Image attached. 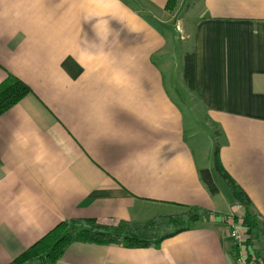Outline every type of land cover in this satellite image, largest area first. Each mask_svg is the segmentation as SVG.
<instances>
[{
  "label": "crops",
  "instance_id": "crops-1",
  "mask_svg": "<svg viewBox=\"0 0 264 264\" xmlns=\"http://www.w3.org/2000/svg\"><path fill=\"white\" fill-rule=\"evenodd\" d=\"M167 2L0 0V84L31 91L0 116V264L61 221L182 206L207 218L158 248L73 243L56 264H234L221 217L244 209L216 147L258 218L247 251L264 258V0Z\"/></svg>",
  "mask_w": 264,
  "mask_h": 264
},
{
  "label": "trees",
  "instance_id": "trees-1",
  "mask_svg": "<svg viewBox=\"0 0 264 264\" xmlns=\"http://www.w3.org/2000/svg\"><path fill=\"white\" fill-rule=\"evenodd\" d=\"M178 1L168 0L166 9L172 12ZM193 67V53L184 54L183 78L189 88H193ZM30 92L26 84L8 75L0 84V116ZM213 160L216 171L227 184L233 199L244 209L241 225L246 233L245 248L247 250L258 228L257 215L251 210L252 204L247 194L221 166L217 147L213 153ZM199 177L210 195L218 193L209 170H199ZM182 207L178 213L156 215L145 221H102L91 218L61 221L9 264H56L73 243L120 245L132 249L158 248L162 241L195 229L207 218V212L201 207ZM250 256L253 255L250 254ZM260 258L264 260L263 257Z\"/></svg>",
  "mask_w": 264,
  "mask_h": 264
},
{
  "label": "built area",
  "instance_id": "built-area-1",
  "mask_svg": "<svg viewBox=\"0 0 264 264\" xmlns=\"http://www.w3.org/2000/svg\"><path fill=\"white\" fill-rule=\"evenodd\" d=\"M221 222L227 229L228 237L231 241L233 263L234 264H264V260L258 256H250L245 248V229L237 224L235 214H228L221 217Z\"/></svg>",
  "mask_w": 264,
  "mask_h": 264
},
{
  "label": "rangeland",
  "instance_id": "rangeland-1",
  "mask_svg": "<svg viewBox=\"0 0 264 264\" xmlns=\"http://www.w3.org/2000/svg\"><path fill=\"white\" fill-rule=\"evenodd\" d=\"M185 15H186V12H185V10H183L182 13H181V15H180V17H185ZM184 24L186 25V23H184ZM184 24L182 23V28H183V30L187 31V25L185 27ZM177 43H178L177 49H180V47H181L180 41L177 40ZM187 44H188V42H185L184 43V46L187 45ZM187 120H189V119L187 118ZM219 179H218V182H219L220 186H222L225 189V191L230 195V191L228 190L227 184L220 177H219Z\"/></svg>",
  "mask_w": 264,
  "mask_h": 264
}]
</instances>
